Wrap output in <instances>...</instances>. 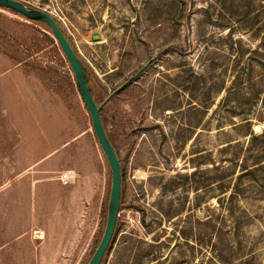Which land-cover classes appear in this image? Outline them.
<instances>
[{
	"label": "rangeland",
	"instance_id": "374dc122",
	"mask_svg": "<svg viewBox=\"0 0 264 264\" xmlns=\"http://www.w3.org/2000/svg\"><path fill=\"white\" fill-rule=\"evenodd\" d=\"M93 75L123 163L103 264H264V0H20ZM97 35V39L95 36ZM0 9V264H87L111 176L72 70Z\"/></svg>",
	"mask_w": 264,
	"mask_h": 264
},
{
	"label": "water",
	"instance_id": "95a60500",
	"mask_svg": "<svg viewBox=\"0 0 264 264\" xmlns=\"http://www.w3.org/2000/svg\"><path fill=\"white\" fill-rule=\"evenodd\" d=\"M0 8H6L17 12L29 20L41 21L50 28L52 37L60 47L63 56L65 57L73 72L84 105L90 114L94 133L104 152L105 158L108 161L112 175L104 233L102 235L100 243L98 244L92 257L87 263L103 264L104 258L113 241L117 228L118 218L120 216L119 213L121 210L122 197V168L115 148L111 143L105 129L101 117V110L117 93L123 90L125 85L128 82L132 81L134 77L128 80L124 85L120 86L117 90L109 94V96L101 104H97L92 96L90 87L88 85L87 72L81 60L75 53L68 38L50 13L41 9L32 8L20 0H0ZM97 38L98 37L96 35L95 39Z\"/></svg>",
	"mask_w": 264,
	"mask_h": 264
},
{
	"label": "trees",
	"instance_id": "16d2710c",
	"mask_svg": "<svg viewBox=\"0 0 264 264\" xmlns=\"http://www.w3.org/2000/svg\"><path fill=\"white\" fill-rule=\"evenodd\" d=\"M24 3L27 4L26 2H24ZM27 5H28V4H27ZM28 6H29V5H28ZM0 9H5V10H8V11H11V12L15 13L16 15L22 17L23 19L29 21L30 23L35 24V25H38V26L44 28L46 31L49 32V34L52 35V32H51L50 28H49L46 24H44L43 22H41V21H33V20H29V19L25 18L24 16H22L21 14H19V13H17V12H14V11H12V10L6 9V8H0ZM52 42H53V43L56 42L54 38H52ZM58 47H59V46H58ZM59 50L61 51L60 47H59ZM61 52H62V51H61ZM75 53H76V51H75ZM62 54H63V53H62ZM76 54H77V53H76ZM77 56H78V55H77ZM63 57H64V56H63ZM64 59H65V57H64ZM65 60H66V59H65ZM81 62H82V61H81ZM82 64H83V66H84V68H85V70H86V72H87L88 85H89V87H90V90H91L92 96H93V98L95 99V101L97 102V104H101V103L106 99V97L99 98V96H98L99 90H97V85L95 84V81H94L93 75L90 73V71H89L88 68L84 65L83 62H82ZM68 67L70 68L69 64H68ZM70 70H71V68H70ZM109 103H110V102H109ZM108 106H109V104H106V105L102 108V110H101V117H102V120H103V123H104L105 129H106V131H107L108 137H109L111 143L114 144L113 136L111 135V132L109 131V117H108V115H107V109H108ZM116 152H117V154L119 153L118 150H116ZM120 154H121V152H120ZM120 154H119V156H121ZM109 170H110V168H109ZM110 176H111V171H110ZM110 188H111V183H110ZM109 193H110V191H109ZM117 226H118V223H117ZM116 231H117V228H116ZM115 233H116V232H115ZM102 235H103V233H102ZM102 235H101L100 238L97 240V246H98V244L100 243V240H101V238H102ZM97 246H96V248H97ZM93 253H94V252H93ZM92 255H93V254H92ZM91 257H92V256H91Z\"/></svg>",
	"mask_w": 264,
	"mask_h": 264
},
{
	"label": "flooded vegetation",
	"instance_id": "af4514ba",
	"mask_svg": "<svg viewBox=\"0 0 264 264\" xmlns=\"http://www.w3.org/2000/svg\"><path fill=\"white\" fill-rule=\"evenodd\" d=\"M114 139V138H113ZM114 148H115V151L118 150L119 153L117 154L118 155V158H119V161H120V164H121V168H122V180H123V163H122V156H119L120 154V148L116 145V141L114 140V144H113ZM117 153V152H116ZM107 161V160H106ZM108 163V161H107ZM108 167L110 168L109 164H108ZM111 171V169H110ZM112 176V175H111Z\"/></svg>",
	"mask_w": 264,
	"mask_h": 264
}]
</instances>
